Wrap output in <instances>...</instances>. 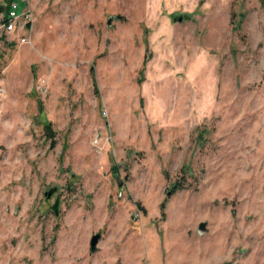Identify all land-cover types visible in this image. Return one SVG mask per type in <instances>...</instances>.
Returning a JSON list of instances; mask_svg holds the SVG:
<instances>
[{
  "label": "rangeland",
  "instance_id": "374dc122",
  "mask_svg": "<svg viewBox=\"0 0 264 264\" xmlns=\"http://www.w3.org/2000/svg\"><path fill=\"white\" fill-rule=\"evenodd\" d=\"M13 1L0 264H264V0Z\"/></svg>",
  "mask_w": 264,
  "mask_h": 264
},
{
  "label": "built area",
  "instance_id": "2783aa9c",
  "mask_svg": "<svg viewBox=\"0 0 264 264\" xmlns=\"http://www.w3.org/2000/svg\"><path fill=\"white\" fill-rule=\"evenodd\" d=\"M16 9V3L13 0L9 1L0 23V29L5 33L21 32L24 29L26 33H24V35L22 34L23 36H20L19 41L21 43H27V28L25 25L30 22L31 16L28 10H23L17 13ZM35 90L41 94L45 93L46 89L42 80L36 83Z\"/></svg>",
  "mask_w": 264,
  "mask_h": 264
},
{
  "label": "water",
  "instance_id": "95a60500",
  "mask_svg": "<svg viewBox=\"0 0 264 264\" xmlns=\"http://www.w3.org/2000/svg\"><path fill=\"white\" fill-rule=\"evenodd\" d=\"M187 16H178L176 17L175 19L177 21H180L182 18H186ZM56 191V187H50L48 188L46 191L43 192V196H44V202H47L51 195ZM168 194V192L166 193ZM49 208L52 210L53 214L56 215L57 214V211H58V196H55L54 197V200L53 202L49 205ZM197 230L199 232H202L204 230V223L203 222H200L197 226ZM99 233L96 232L94 234H92L89 238V241H88V249L90 252H93L95 251L96 249V244L98 242V239H99Z\"/></svg>",
  "mask_w": 264,
  "mask_h": 264
},
{
  "label": "trees",
  "instance_id": "16d2710c",
  "mask_svg": "<svg viewBox=\"0 0 264 264\" xmlns=\"http://www.w3.org/2000/svg\"><path fill=\"white\" fill-rule=\"evenodd\" d=\"M91 72V70H90ZM38 111L39 113H42V109L41 107H38ZM172 187H175L174 184ZM169 193V192H168ZM163 207H164V200L160 201L159 205H158V208H159V213H160V216L162 217L163 216Z\"/></svg>",
  "mask_w": 264,
  "mask_h": 264
}]
</instances>
